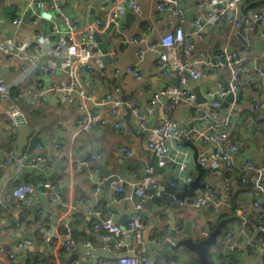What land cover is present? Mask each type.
<instances>
[{
	"label": "crops",
	"instance_id": "crops-1",
	"mask_svg": "<svg viewBox=\"0 0 264 264\" xmlns=\"http://www.w3.org/2000/svg\"><path fill=\"white\" fill-rule=\"evenodd\" d=\"M49 1L0 0V42L8 44L12 52L9 58L0 50V77L8 83H13L20 93L17 99L0 94L1 143L18 152V133L13 129L17 125L9 121L6 110L21 109L27 115L30 129L21 152H40L48 156V179L59 195V199L53 200L49 194L47 196L43 192L44 176L39 169L26 168L16 174L13 164L0 165V178H4L0 186V198L4 203L0 207V244L2 245L0 264H91L90 255L81 251L77 243L70 248L64 247L63 232L68 218L72 221L78 240L82 243L95 246L101 239L105 241L104 229L101 225L95 226L98 223V217L92 213L95 199H98L101 205L108 204L115 212L116 220L123 226L126 224L128 214L134 210L133 199L129 196L131 188L125 184L120 192H116L114 185L121 179L140 178L143 175V166L146 164L154 166L157 159L146 146L147 130L140 126L138 115L132 107H119L114 114H111L108 104L97 103L106 93L112 92L122 99L132 100L136 106H139L146 121L153 117V124L167 118L193 133L198 129L210 134L207 122L197 120L199 116L197 110L201 107L197 101L193 105L172 106L171 96L162 94L150 103L153 92L168 84L174 85L178 80L175 74L167 77L160 75L154 64V51L148 50L145 53L141 79L134 78L126 71L127 65L134 60V51L138 46L137 43L129 41L132 35L143 30L148 22L155 25V31L150 35V39H157L165 33V29L161 27L159 19L155 16L158 0H136L139 10L128 8L125 11L121 18L124 24L123 36L115 34L111 29L104 39L111 61L107 64L101 61V65H95L92 73H84L76 69L77 86L81 87L89 98L82 99L79 94L71 93L65 100L62 99L61 90L56 87L67 79L63 69L66 57L58 55L55 50V38L50 32L48 20V17H51L58 26L62 27L63 18L57 11L48 7ZM58 1L65 13L75 18L79 27H83L89 22L90 15L94 17L100 6L108 5L111 0ZM256 7H260L264 13V2L258 3ZM91 9L94 10L93 13ZM14 17H20L21 21L12 23ZM173 19L177 18L173 17ZM185 27L188 32H192L191 19ZM203 33V39L200 41H203L205 47L199 43L200 41H197V45L207 52L214 49L241 50L242 42L232 32L235 37L233 41L228 37L223 47L214 46L213 40L217 36L215 24L209 25ZM24 40L38 43L40 46L35 52L33 61L20 56L23 52L18 49V45ZM194 40H197L196 37ZM263 45L264 14L263 18L258 20L256 31L252 34L251 47H244L246 58L241 63L239 72L240 89L234 93V101L229 102L236 122L227 138V141L237 144L232 166L226 167L221 160L212 156L210 141L201 138L192 144L185 141L181 148L177 147L175 141H171L168 158L183 159L185 166L179 170L177 163L172 162L163 166L161 170L156 168L161 195H153L144 202V211L149 216L144 231L150 224H154L149 229L147 237L158 234L160 227L166 225L167 234L174 244L177 239L186 236L181 231L186 219L191 220L193 237L196 238L206 234L201 229L202 226L210 230L222 220L223 227L213 247L210 246L209 254L219 264L230 260L216 245L224 230L237 231L240 227L241 218L237 213V207H249L251 196L247 194L245 187L235 182H232L229 188H224L222 182L224 176L230 172L233 176L240 175L246 158H251L255 162L264 159V86L260 83V75L257 71V68L264 66ZM30 51L29 47L28 52ZM176 53L182 58L186 57L180 49H177ZM193 54L196 52L194 51ZM57 57H60L59 66L56 63ZM50 61L56 66L54 73L37 70L38 63ZM200 66L203 70L202 76L196 80L191 79L189 84L194 90L199 88L207 98L210 97L207 94L210 90L221 84L227 86L232 81L229 69L212 70L208 63H201ZM39 88L43 89L41 95L37 94ZM252 96L255 100H252ZM234 106L238 109H234ZM88 111H98L107 122L102 125L96 124L89 131L75 130L73 125L78 115ZM221 116L224 115L221 113ZM249 119H252L251 122L248 121ZM116 122L122 125L115 126ZM56 143L60 146L57 147ZM38 144L41 146L39 150L36 148ZM125 145L133 149L132 155H126L121 150ZM180 149L187 152L185 157ZM93 152L100 155V158L94 162L86 164L75 162L76 159L85 158ZM101 160L103 166L110 168L112 173L121 171L123 165L125 169L123 178L112 181L107 193L105 178L97 176L98 168L95 163ZM201 160L204 161L203 164L200 163ZM199 165L200 181L209 180V186L211 185L213 189V200L218 202V212L233 211V213H225L218 221L216 219L219 213L217 216L214 214L210 203L200 208H188L162 202V197L172 192L169 190L173 189L171 181L177 175L182 177L197 175ZM20 181H29L36 187L39 194L37 200L27 198L21 201L10 194L11 189ZM98 185L100 188L96 190ZM201 188H197L193 195H196ZM27 203L41 207V212L34 209L27 210L24 207ZM173 218L176 224H182L176 236L169 232ZM41 226L59 232L60 238L46 241L38 232ZM126 236L121 249H110V251L115 254L126 251L128 249ZM25 237L31 238L33 243L27 247L17 246L18 240ZM172 244L158 243L152 245L153 248L147 247L146 254L151 258L152 264H170L171 259L184 264H196L195 251L185 246L173 247ZM9 253H13L15 258H11ZM237 253L238 264H260L258 251L253 244L247 247L244 243ZM115 258L117 257L109 259Z\"/></svg>",
	"mask_w": 264,
	"mask_h": 264
},
{
	"label": "built area",
	"instance_id": "built-area-1",
	"mask_svg": "<svg viewBox=\"0 0 264 264\" xmlns=\"http://www.w3.org/2000/svg\"><path fill=\"white\" fill-rule=\"evenodd\" d=\"M244 0H158L155 7V16L158 18L161 27L165 29V33L157 39H150V35L155 31V25L148 22L143 30L132 35L129 41L137 43L138 46L134 51V60L127 65L126 71L136 79H141L142 61L148 50L155 52V66L160 75L167 77L175 74L177 83L174 85H166L158 91L152 93L150 103L154 102L160 95H171L172 106L193 105L195 100V91L189 84L190 80H196L203 74L201 63H208L212 70L229 69L232 75V81L229 86L223 84L217 88L210 90L207 94L210 96L201 104L197 110L198 117L209 116L215 121L209 126L210 134L205 131L195 130V133L182 126H178L170 119H163L160 122L147 125L146 117L140 112L139 106H136L132 100H125L115 96L112 92L105 94L97 103L100 105L108 104L109 112L114 114L119 107H132L139 118L140 126L147 130L146 146L150 149L157 159L158 165H169L176 162L179 170L185 166L184 160H176L168 158L169 143L175 141L177 147L185 143H196L199 138L204 141H210L213 157L221 160L226 167L233 164V153L237 150V144L227 141L232 127L236 124L234 113L232 110L225 116V122L221 123L223 117L220 112L221 99L229 92L234 93L240 89L238 74L241 70V63L245 60L244 50L237 49H214L210 52L198 47L197 41L203 39L204 30L212 24L225 26L236 34L238 28H242L241 35L246 40L244 47H251L252 34L256 31L258 20L263 18V11L259 7L245 8ZM48 7L57 11L63 18V26L60 27L52 19L48 17L50 23V32L55 38L56 52L60 56L66 57L64 71L67 76L65 81L56 87L65 93L62 99L65 100L71 93L79 94L82 99L89 98L81 87L77 86L76 69L84 73H92L95 65H101L102 52L98 47V42L94 38V31L102 33L105 31L109 22H113V32L119 36H123L124 24L121 21L125 11L129 8L134 11L139 10L136 0H111L108 5L102 4L98 13L93 17L92 21L87 22L83 27L76 24V19L65 13L58 0H50ZM191 14V15H190ZM173 17L177 19L174 20ZM191 19L193 27L192 32L186 30V24ZM20 17H14L12 23L20 22ZM192 34L196 35V41L191 38ZM31 51L28 52V48ZM38 43H31L24 40L18 45V49L23 53L20 56L23 59L33 61L35 52L39 50ZM180 49L185 58L180 57L176 50ZM0 50L11 57V49L8 44L0 42ZM196 54H193V52ZM264 53V45L262 47ZM56 66L53 61L49 63H38L37 70L39 72L54 73ZM260 75V83L264 86V66L257 68ZM37 94L41 95L42 88L37 90ZM0 94L17 99L20 93L13 83L6 82L0 77ZM252 100L255 97L252 96ZM256 106V103H255ZM9 121L14 124L27 123V115L19 108H11L6 110ZM252 119L248 121L251 122ZM107 119L102 117L98 111H88L78 115L73 125L77 131H89L96 124L102 125ZM122 124L115 123V126ZM64 127V126H63ZM65 128V127H64ZM2 132L0 128V165L11 163L14 171L19 174L24 169H39L43 172L42 187L43 192L53 200L59 199L54 185L48 179V156L40 152H16L12 147H6L1 143ZM59 147L60 144L56 143ZM36 148L39 150L41 146L38 144ZM121 150L126 155H132L133 149L130 146H122ZM183 157L187 155L185 150H181ZM100 158L98 153H92L85 158L76 159L75 162L86 164L92 163ZM204 163L203 160L200 161ZM135 173H133L134 175ZM196 175H188L182 177L177 175L171 181L173 187L172 192L162 197V202L178 207L200 208L206 203H210V208L214 214L218 215V202L213 200V189L209 186V180L203 181L204 186L196 195L177 197V194L184 189ZM242 183L249 182V186L245 187V191L251 196V204L249 207H237V213L241 218L240 227L237 231L226 229L220 234L217 245L223 254L229 257L232 252H238L242 249L244 243L246 245L253 244L258 251L260 264H264V159L255 162L251 158H246L242 172L239 175ZM235 177L230 173L224 176L222 186L229 188ZM127 184L131 188L130 198L133 199V208L126 219L123 226L115 218V212L108 204L101 205L98 199L94 200V208L92 213L98 217V223L104 229V238L107 249L118 250L124 244V236L130 235L131 255H124L115 259L101 258L98 264H152L151 258L146 254L148 245L158 243H173L171 237L167 234L166 225L160 227L158 234H152L147 238L143 237V231L149 221L148 214L144 211V202L153 195H161L158 185V176L156 168L150 164L143 166V175L140 178L121 179L114 185L116 192H120L124 185ZM100 185L96 187V190ZM10 194L21 201L29 198L37 200L38 191L29 181L18 182L10 191ZM81 201V200H80ZM230 205V201L228 202ZM3 200L0 198V207L3 206ZM24 207L32 211L41 212V207L25 204ZM253 209V210H252ZM78 216V215H77ZM181 223L175 225L176 231L181 228ZM39 234L47 241L59 239L60 233L51 231L47 227L41 226L38 229ZM65 239L64 247L70 248L76 243L69 235L70 229L67 225L64 227ZM33 243L29 237L18 240L17 246L27 247ZM219 250V249H218ZM124 251V252H126ZM88 254V252H85ZM11 258H15L13 253H9ZM77 262V260H76ZM170 264H184L176 259H171Z\"/></svg>",
	"mask_w": 264,
	"mask_h": 264
},
{
	"label": "water",
	"instance_id": "water-1",
	"mask_svg": "<svg viewBox=\"0 0 264 264\" xmlns=\"http://www.w3.org/2000/svg\"><path fill=\"white\" fill-rule=\"evenodd\" d=\"M94 10L91 9V13H93ZM93 20V15L89 16V21ZM113 27V22H109L105 31L102 33H99L97 31H94L93 35L95 40L98 42V47L100 48L103 57L102 61L104 64H107L111 61V57L109 54V49L107 44L105 43L104 39L107 37L108 32L112 29ZM242 28H238L236 35L240 38L242 44L240 46L241 50H244V44L246 43V40L242 37L241 35ZM56 63L59 66L60 65V57L56 58ZM176 84V83H175ZM229 86V85H228ZM195 100L198 103H203L207 100V98L201 93L199 88H196L195 90ZM65 92L63 90L60 91V94H64ZM171 96V95H170ZM234 101V92L229 91L222 99H221V104H220V112L224 115L223 119L219 122L224 123L225 122V116L229 113L230 107H229V102ZM234 109H238L236 106H234ZM198 121H205L209 126L215 123L213 119H211L209 116H203V117H197ZM154 119L151 117L147 121V125H153ZM14 131L18 133V142H17V148L18 152L21 153L22 148L24 144L27 141V136L30 132L29 126L27 123L23 124H18L17 127H13ZM95 153V152H93ZM98 171H97V176H103L105 178V186H106V193L110 189V185L112 181H119L121 178H123L125 174V169L124 165L121 171L118 173H112L110 168L103 166L102 160L99 162L95 163ZM154 167L157 168L158 170H161L163 168L162 165H158L156 162L154 164ZM200 165H199V172L197 175L187 183V185L184 187L182 191H180L177 194V197L183 198L187 195H193L195 194V190L197 188H201L204 186V183L200 181L201 178V170H200ZM4 182V178H0V186ZM198 192V191H197ZM67 226L70 228V237L77 243V245L80 247L81 251L83 252H88V255H90V263L91 264H98V261L100 258H114V257H121L124 255H131V251H126V252H121L118 254H115L111 252L109 249L105 247V241L101 239L97 245L91 246L89 243H82L81 241L78 240V237L76 235V229L73 227V223L70 219L67 218L66 220ZM154 223H156V219H154ZM175 224L176 221L173 218L170 223V234L173 236H176V229H175ZM221 224L222 220L219 221L212 229L208 230V228L201 227L203 231L206 232V234L202 237L196 238L193 237L192 233V223L190 219H186L184 221V224L182 226V233H184L186 236L181 237L175 241L174 244H172L173 247H179V246H185L196 253L197 260L199 264H218L213 257L209 254L210 246L213 245L216 241V237L219 234L221 230ZM154 224H150L144 231L143 237L147 238V233L149 229L153 226ZM131 237L130 235L126 236V242L128 248H131ZM2 245L0 244V250H1ZM149 248H153L152 245H148ZM249 247V244L247 245ZM231 260H227L223 263L220 264H231Z\"/></svg>",
	"mask_w": 264,
	"mask_h": 264
},
{
	"label": "trees",
	"instance_id": "trees-1",
	"mask_svg": "<svg viewBox=\"0 0 264 264\" xmlns=\"http://www.w3.org/2000/svg\"><path fill=\"white\" fill-rule=\"evenodd\" d=\"M261 2H264V0H244L243 1V6L245 8H252V7H256V5L258 3H261ZM239 77H240V73L238 74V80H239ZM25 152V151H24ZM231 173V172H230ZM235 179L233 182H235L237 185H240V186H243V187H246V186H249V182H245V183H242L241 180H240V177L239 175H234ZM232 184V182H231ZM172 191V188L169 189ZM231 210V209H230ZM225 213H233V211H229V212H219V215H218V218L216 219V221H218L222 215H224ZM241 222V221H240ZM223 227V223L221 224V228ZM229 259L231 260V264H235L236 260L238 259V253L237 252H232L229 254ZM195 262L196 264H199L198 260H197V257L195 256ZM219 264V263H218Z\"/></svg>",
	"mask_w": 264,
	"mask_h": 264
},
{
	"label": "rangeland",
	"instance_id": "rangeland-1",
	"mask_svg": "<svg viewBox=\"0 0 264 264\" xmlns=\"http://www.w3.org/2000/svg\"><path fill=\"white\" fill-rule=\"evenodd\" d=\"M203 34H204V33H203ZM216 34H217V36H216L215 39L213 40V45H214V46H216V45H220V47H223V46H224V43H225L226 39H228V37H230L232 41H233V39L235 38V37H234V34H232V33L230 32V29H228V28L225 27V26H221V25H216ZM205 36H206V34H205ZM195 37H196L195 34H193V36H191L192 39H195ZM232 41H231L230 45L232 44ZM199 43H200L203 47H205L203 41H200ZM28 118H29V116H28ZM214 244H215V243H214ZM214 244H213V245H214ZM213 245H212L211 247H213ZM211 247H210V249H211ZM210 253H211V251H210ZM211 257H212V255H211ZM217 262H218V261H217ZM235 264H238L237 260H236Z\"/></svg>",
	"mask_w": 264,
	"mask_h": 264
}]
</instances>
